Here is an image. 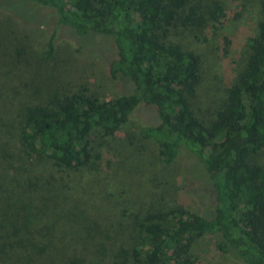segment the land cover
Here are the masks:
<instances>
[{"label":"trees","instance_id":"16d2710c","mask_svg":"<svg viewBox=\"0 0 264 264\" xmlns=\"http://www.w3.org/2000/svg\"><path fill=\"white\" fill-rule=\"evenodd\" d=\"M14 1L2 9L20 28L55 31L65 25L79 36L92 32L111 37L115 46L106 62L108 74L124 76L134 87L130 93L102 99L89 95L84 77L71 72L66 80L70 91L64 98L55 96V106L31 105L15 119L0 101V160L25 157L32 167L49 173L77 204L95 207L87 211L85 230L68 236L64 230H52L61 215L48 209L36 212L39 206L32 201L20 203L10 219L0 223L10 227L0 232V264H14V254L32 259L46 252L56 264H195L193 247L205 236L214 237L221 255L232 261L225 264H264V166L252 158L264 149V0H231L233 8L228 10L219 0ZM241 27L247 34L240 52L244 48L247 59L230 84L205 60L171 41V36L188 33L219 40L227 54L238 56L233 47L239 43L231 30ZM54 35L43 52V78L30 76L33 63L26 57L11 59V74L34 86L60 79L63 69L52 70L48 61ZM220 92L215 121L207 118L208 109L191 103L198 95ZM140 103L155 107L158 123L128 130ZM150 139L166 165L177 164L184 155L197 159L202 170L198 188L206 197L201 199L210 200L212 213L151 202L153 160L144 154ZM124 154L146 163L132 183L143 195L138 205L119 206L116 216L115 208L105 213L97 205L111 190L101 165ZM46 231L44 242L38 235Z\"/></svg>","mask_w":264,"mask_h":264},{"label":"rangeland","instance_id":"374dc122","mask_svg":"<svg viewBox=\"0 0 264 264\" xmlns=\"http://www.w3.org/2000/svg\"><path fill=\"white\" fill-rule=\"evenodd\" d=\"M219 1L227 10L233 8L231 0ZM13 2L15 1L0 0V93L2 96L0 101L7 103L10 118L22 117L26 107L31 105L55 106L57 103L55 96L64 98L70 91L71 87L66 80L71 72L80 73L84 77L85 90L91 96L110 99L120 92L130 93L133 91L134 85L128 78L121 75L112 78L108 74L106 62L108 55L114 53L115 46L111 37L92 32L85 36H79L73 29L65 25H58L55 31L51 27L20 28L13 22L12 16L2 9L3 5ZM235 30H231V34L236 32L235 40L239 44L233 47V51L234 54L239 51L240 56H234L231 52L227 54L222 47L225 46L224 43L219 40H213V43L204 37L198 39L188 33H178V35L171 36V41L175 39V44L180 45L181 49L192 51L200 61L205 60V63L210 65L230 84L234 81L236 74L245 67L247 59L243 55L244 48L240 52L244 45V36L247 34L246 27ZM53 32L55 33L53 36L54 49L52 54L48 56V61L53 62L52 70L56 67L63 69L60 79L46 81V85L38 86L42 83L41 81L37 86H34L21 81L13 73L11 74V59L16 60L17 56L18 58L26 57L33 63L30 76L43 78L45 75L41 61L44 58L43 52L45 53L48 37ZM213 38L217 39L216 36ZM31 45L33 51H31ZM29 54L30 56H25ZM232 58H237L239 61L234 62ZM64 75L66 79L61 78ZM48 77L56 78L52 76V73H49ZM79 89H82V86ZM221 93L203 97L198 95V97L191 99V103L195 108L208 109L210 112L207 113V118L215 121L217 108L220 107L221 101L218 95ZM157 123L158 117L155 107L140 103L133 110L127 129L135 130L141 125H155ZM3 136L4 133H0V138ZM144 154L153 160L150 164L151 172L155 176V184L152 186L151 202H160L161 205L163 203L170 205L178 203L192 212L204 213L208 211L212 213V209L208 206L210 200L201 199L206 197L201 196L198 188L197 177L199 178L198 174L202 170L195 157L184 155L180 157V162L177 164L166 165L159 159L158 145L152 139L147 140ZM252 158L264 166V149L253 155ZM31 162V160L18 155H14L8 162L0 160V223H6L11 217L10 213L15 212L20 203L32 201L39 206L34 210L36 212L48 209L58 213L59 216L61 215L62 221L59 222V226L52 229L53 231L64 230L70 234L68 236H76L83 232L88 224L87 211L91 208L95 209L93 204H85L82 201L77 204L72 194H66L63 188L48 175L49 173L44 172L41 168L32 167ZM145 166V162L125 154L114 157L111 164H102L101 169L105 173L102 177L109 180L106 188L111 190L109 191L110 196L97 204L100 205V210L107 213L109 208L113 207L115 208L114 214L117 216L119 213L117 208L122 204L132 206L135 203L136 205L141 203L143 194L132 183L134 182L133 177L135 178L137 174L146 170ZM181 171L188 176V179L182 178ZM124 191L126 192L124 193ZM5 229H10V227L0 225V232ZM38 237L47 242V231L45 236L38 235ZM59 239L60 237L56 238V240ZM95 255L96 252L90 253V261L94 260ZM192 255L197 259L195 264L232 262L221 255L216 246V239L212 236H205L197 240ZM14 256V264H23L25 259L27 260L24 264L57 263L55 258L52 262L50 252L39 254L32 259L22 257L21 254H14ZM44 258L46 261L43 260Z\"/></svg>","mask_w":264,"mask_h":264}]
</instances>
